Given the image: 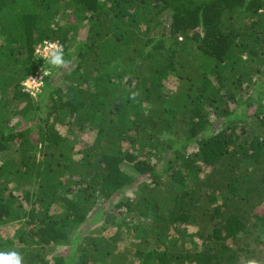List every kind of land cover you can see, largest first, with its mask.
Returning <instances> with one entry per match:
<instances>
[{"label":"trees","instance_id":"trees-1","mask_svg":"<svg viewBox=\"0 0 264 264\" xmlns=\"http://www.w3.org/2000/svg\"><path fill=\"white\" fill-rule=\"evenodd\" d=\"M13 251L264 264V0H0V253Z\"/></svg>","mask_w":264,"mask_h":264},{"label":"clouds","instance_id":"clouds-1","mask_svg":"<svg viewBox=\"0 0 264 264\" xmlns=\"http://www.w3.org/2000/svg\"><path fill=\"white\" fill-rule=\"evenodd\" d=\"M48 63L53 67H62L66 61L63 58V48L56 45L54 51L47 58ZM34 80L36 78H33ZM39 87V85H38ZM0 264H23L22 257L16 252L0 253Z\"/></svg>","mask_w":264,"mask_h":264},{"label":"built area","instance_id":"built-area-1","mask_svg":"<svg viewBox=\"0 0 264 264\" xmlns=\"http://www.w3.org/2000/svg\"><path fill=\"white\" fill-rule=\"evenodd\" d=\"M56 45H58L56 42L46 41L40 48L43 47V49H49L51 51V53H52L54 51V48H55ZM45 56H47V55H45ZM44 75H45L44 69H43V72H42V68L36 70V72L34 74L28 76L23 81L24 82V85H25L24 86V89H26V90H28V91H30L32 93H35L39 89V87H40V85L42 83V79H43V76ZM33 78H36V79L34 80ZM28 81H31V84L30 85L27 83ZM36 81H37V83L35 84ZM38 85H39V87H38Z\"/></svg>","mask_w":264,"mask_h":264},{"label":"rangeland","instance_id":"rangeland-1","mask_svg":"<svg viewBox=\"0 0 264 264\" xmlns=\"http://www.w3.org/2000/svg\"><path fill=\"white\" fill-rule=\"evenodd\" d=\"M40 51L44 54V55H50L51 54V51L49 50V49H43V47L42 48H40ZM42 68V72H43V67H39L38 69H41ZM29 85L31 84V81H28L27 82ZM37 83V81L35 82V84ZM33 84V83H32ZM116 199H118V198H115L112 202L114 203V201H116ZM110 201H107V202H105L104 203V206L106 207V208H108L111 204H113L112 202H110Z\"/></svg>","mask_w":264,"mask_h":264}]
</instances>
